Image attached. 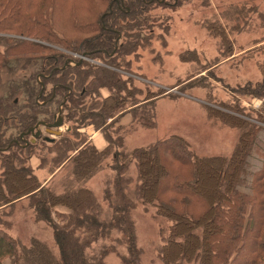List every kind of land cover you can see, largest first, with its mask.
<instances>
[{"label": "trees", "instance_id": "16d2710c", "mask_svg": "<svg viewBox=\"0 0 264 264\" xmlns=\"http://www.w3.org/2000/svg\"><path fill=\"white\" fill-rule=\"evenodd\" d=\"M161 1L131 0L133 5L141 7L149 2ZM123 5V1H112L111 8L91 25L97 29L96 33L79 41H72L68 49L91 58L105 59L108 65L123 68L124 64L118 58L131 53L137 54L145 46V29L148 28L147 21L139 15L127 25L125 21L118 20V11L125 18L130 14V9L125 10ZM229 6L226 11L221 12L225 23H222V18L218 15L211 20L202 21L208 33L220 40L227 56L232 55L234 46L230 33L242 29V20L239 21L241 17H244L245 26L249 21L246 18L253 12L264 20V14L258 12L256 5L246 3L238 6L230 3ZM263 41L264 39L261 40ZM54 51L56 54L54 52L46 58L53 64L50 63L49 69L41 73L40 81L36 80L35 84L30 83V80L24 81L23 90L29 104L19 106L21 111L27 110L20 115L14 105L9 109V114L12 111L14 115L15 127L10 133L6 131L8 127L2 130L4 124L1 123L9 122L2 110H5L3 100L13 97L14 93L10 91L5 98L0 97V209L28 198L36 211V219L46 222L53 230L56 249L42 240L34 239V260L31 264H109L106 259L113 251L120 254L125 264H140L142 249L138 245L132 215L138 202L154 205L157 214L171 222L170 235L160 251L164 264H235L249 234L253 236L255 249L246 264H264V234H259L264 232L260 229L263 221L260 217L261 211L264 210V199H261L264 198V167L258 173L252 174L249 191L242 187L248 158L253 152L252 146L256 137L253 135L255 130L256 135L258 134L260 127H255L245 116L233 114V105L228 106V112L206 105L210 117L213 116L226 125L242 128L239 142L231 155L200 156L191 148L189 142L178 135L130 151L118 149L115 147L116 139L104 130L109 129L117 120L115 116L129 110L134 119L141 121L143 125H155V111L151 105L158 99V94L148 89L144 98L138 100L136 97L143 90L135 88V92L132 91L136 86L134 81L125 79L115 68L80 62V59L72 57L75 64L71 65L70 56L59 53L57 49ZM188 52L192 53V60L197 59L196 52L187 51L180 56L183 61H189L185 58ZM254 52L264 54V44L250 49L247 56L253 57L250 54ZM257 64L260 70L259 81L236 91L263 99L264 59L258 60ZM126 67H129L128 64ZM210 67L212 65H205L198 73ZM211 73L212 71L209 72ZM192 77L177 85L185 90L193 87L196 81L201 84V81L191 79ZM204 77L206 76L200 78L206 80ZM14 88L19 91L21 87L15 85ZM105 88L110 90V94L101 98L102 89ZM166 92L167 90H163L162 93L169 97L178 96L177 93ZM98 99L102 101L98 102ZM59 106H62L64 122L69 125V130L57 140L49 143L47 136L42 135L36 142L32 141L27 145H24L25 140H20L19 143L13 141L19 140L20 133L27 132L40 121L54 122ZM111 118L113 120L109 122ZM260 118L264 121L263 114ZM248 124H251V128L243 129ZM90 125L102 130L108 142L104 149L97 148L78 131L79 128ZM29 135L31 133L24 136L27 139ZM53 148L56 153L52 157L54 167L50 169V173L55 170L58 173L63 164H72L74 187L62 193H56L49 187L53 177L47 182L40 180L37 170L26 164L33 157V153L42 152L44 149L50 152ZM37 156L41 159L39 168H42L46 157L39 154ZM262 158L264 165V153ZM132 164H135L137 175L134 188H130L132 182L129 179ZM207 167L214 176L222 177L219 187L206 184L203 171ZM106 168L111 172L107 174L103 200L108 202L112 213L103 217L104 201L98 200L86 183ZM151 168H154V173L149 177ZM167 179L172 182L167 183ZM194 204L199 208L196 213L193 211ZM256 204L260 206L258 216ZM61 206H66L70 212L60 211ZM56 214L61 220L54 217ZM199 228L200 232H197ZM114 230L121 233L122 237H114L110 245H94L101 239L111 237ZM14 240L7 232L0 233V264H5L7 257L13 258V264H21ZM121 243L125 244L127 253L118 251ZM22 249L26 252L29 248L24 245Z\"/></svg>", "mask_w": 264, "mask_h": 264}, {"label": "rangeland", "instance_id": "374dc122", "mask_svg": "<svg viewBox=\"0 0 264 264\" xmlns=\"http://www.w3.org/2000/svg\"><path fill=\"white\" fill-rule=\"evenodd\" d=\"M112 1L114 2V0H0V97L5 98V95L10 91L14 93L13 97H6L3 100L5 110L2 112L9 122L1 123V125L4 124L2 130L8 127L6 131L10 133L15 129L14 115L12 111L9 114V109L17 108L18 115L27 111L19 109V106L29 104L23 90L24 81L30 80V83L34 84L36 80L39 81L41 73L49 69L50 63L53 64L46 58L57 49L59 53L70 56L71 65L75 64L72 58L80 59L84 56L82 61L100 64L105 68H115L124 75L125 79L130 78L134 81L136 86L132 91L135 92V88L143 90L142 94L136 92L138 100L144 98L148 89L158 94V99L154 100L151 105L155 111V125L145 126L141 121L135 119L130 124L128 122L120 124V120L117 118L109 126V129L104 130L116 139L115 147L121 150L130 151L135 147L178 135L189 142L191 148L200 156H229L239 142L242 128L226 125L219 119L210 117L206 105L227 112L228 106L233 105L234 108L231 110L234 111L233 114L240 117L245 116L244 118L256 125L255 127H260L258 134L256 135L255 130L253 135L256 136L252 146L253 152L248 158L243 178L242 187L245 191H249L252 174L258 173L264 167L262 158L264 121L260 118V115L264 116V98L236 90L248 84H254L260 79L257 61L264 59V54L254 52L250 54L253 55L251 58L247 54L250 49L264 44V41L261 42L264 39V20H261L254 12L246 18L249 20L246 26L245 20L243 21L244 17L239 19V21L242 20L240 23L243 26L239 32L230 33L234 45L233 53L230 56H227L223 51L220 40L208 33L202 25V21L211 20L215 15L221 17V12L226 11L230 7V3L238 6L246 3L256 5L258 12L264 14V0H162L160 3L149 2L145 7L133 5L131 0H117L119 3L122 1L125 3L123 5L125 10L130 9V14L126 18L122 17L123 13L121 15L118 11L120 15L118 20L125 21V25H127L131 19L134 20L139 15L148 23V28L145 29L146 39L143 42L145 46L138 50L139 54L131 53L123 58H118V61L124 64L123 68L110 66L105 59L91 58L68 49L70 43H73L72 41H79L96 33L97 29L92 28L91 25L111 8ZM221 18L222 23H225V19ZM226 21H228L227 18ZM123 33L124 38L125 31ZM131 33L133 35L134 30ZM131 38L133 39V37ZM187 51L196 52L197 59L192 60L194 57H192V53L188 52L185 54V58L189 61H183L180 56ZM125 63L128 64V68ZM205 65H212L208 69H211V74L208 70L198 73ZM193 74L196 75L192 77ZM204 75L207 77H204L206 80L200 78ZM189 77L198 79L201 84L194 81L193 87L182 90L183 87L181 88V85L177 84ZM15 85L21 87L19 91L14 88ZM102 90L101 98L110 94L108 88ZM163 90H167L166 93H177L178 96L170 95L169 97L162 93ZM100 101L102 100L98 99V102ZM220 102L222 103L220 104ZM12 105L14 106L12 107ZM53 106L57 107L55 104ZM58 110H56L57 113L55 112L56 115L59 114ZM126 113L131 112L127 111ZM251 124H248V127L243 126V129H250ZM86 129L87 127H82L78 131L83 134V138L86 137L89 140L90 134ZM42 130V135L52 137L54 140L60 137V135H51L43 127ZM68 130L69 125L64 124L62 134ZM30 137L33 138L32 135L28 136V138ZM70 137H75V135H70ZM53 141L48 142L53 143ZM53 149L50 152L44 149L42 152L33 153V156L39 154L46 157L44 166L37 174L40 180H46V182L53 177L48 184L49 187L56 193H62L74 187L72 164L70 162L63 164L60 168L62 170L58 169L60 172L57 173L55 170L50 173V169L54 167L52 157L56 153V149ZM32 150L34 151V148ZM37 158L41 164V159L38 156ZM34 159L36 158L32 157L26 164L33 168ZM110 172L111 170L106 168L95 174L86 183L98 200L102 202L104 201L107 174ZM203 172L206 184L215 188L219 187L221 176H214L208 167ZM152 173H154V168H151L149 177ZM129 175L132 182L130 188H134L137 182L135 164H132ZM166 182L172 181L167 179ZM229 192H231L230 188ZM261 199L264 198L261 197ZM103 208V217L111 215L112 210L108 202L104 201ZM59 210L70 212L66 206L59 207ZM193 211L194 213L199 211L195 204ZM259 212L260 206L256 204L257 216ZM263 213L264 210L261 211L262 215L260 216L263 220L260 226L261 231H264ZM132 215L135 221L138 245L142 249L140 264H164L160 258V251L170 235L171 222L158 215L154 205L141 202H138L136 209L132 210ZM54 217L61 220L57 214ZM4 231L15 239L18 259L21 264H31L34 260L32 252L34 239L37 238L48 243L52 248L54 247L52 228L46 222L36 219V211L30 205L28 198H25L23 202L17 201L13 206L8 205L6 208L0 209V233ZM197 232H200V228ZM259 234L263 235L264 232ZM114 237H122V234L114 230L111 237L101 239L94 245L96 247L110 245ZM244 243L235 264H246L255 249L252 234L248 235ZM24 245L29 248L26 252L22 249ZM118 251L127 253L124 243L119 244ZM11 259L13 258L7 257L4 263L13 264ZM106 260L109 264H125L116 251L110 252ZM182 264L197 263L183 262Z\"/></svg>", "mask_w": 264, "mask_h": 264}, {"label": "crops", "instance_id": "0c3cea01", "mask_svg": "<svg viewBox=\"0 0 264 264\" xmlns=\"http://www.w3.org/2000/svg\"><path fill=\"white\" fill-rule=\"evenodd\" d=\"M103 92V90H102ZM107 96V95H104V97ZM130 111V110H129ZM127 111L123 112L122 114H119L115 117H117L119 120H120V124L121 123H125V122H128L129 124L132 122V120H134L133 118V115L132 113H126ZM114 117V118H115ZM113 120V118H111L109 121L111 122ZM118 120V121H119ZM86 131L90 134L89 136V140H91L93 142V144L99 148L100 150L104 149L107 145H108V142H107V139L106 137L104 136L102 130L100 129H96L94 126L90 125V126H87V129ZM145 146V145H144ZM140 147V146H138ZM136 148V147H135ZM36 158L34 159L35 162L33 164L34 166V169L37 170V172L41 169L39 168L40 167V161L39 159L37 158V156H33V158ZM33 160V159H32ZM62 170V169H61ZM60 172V171H58ZM25 199V198H24ZM24 199H21L19 200L18 202H23ZM17 202H15L14 204H16ZM14 204L10 205V206H13ZM6 208V207H5ZM65 212H68L67 210H65Z\"/></svg>", "mask_w": 264, "mask_h": 264}, {"label": "water", "instance_id": "95a60500", "mask_svg": "<svg viewBox=\"0 0 264 264\" xmlns=\"http://www.w3.org/2000/svg\"><path fill=\"white\" fill-rule=\"evenodd\" d=\"M85 57H81L80 58V62L84 59ZM62 106H60L59 108V116L56 115L55 116V120L52 123H48L45 121H40L38 122L34 127L30 128L27 132L22 133L21 137H23L25 134H29V133H33V141H35L37 138L42 136V130H41V126H47L48 127V132L51 135L54 136H59L62 134V126H64L65 122H64V116L62 115ZM58 116V117H57ZM48 141H53L54 138L52 137H46Z\"/></svg>", "mask_w": 264, "mask_h": 264}, {"label": "flooded vegetation", "instance_id": "af4514ba", "mask_svg": "<svg viewBox=\"0 0 264 264\" xmlns=\"http://www.w3.org/2000/svg\"><path fill=\"white\" fill-rule=\"evenodd\" d=\"M67 63H68V62H67ZM67 63H66V64H67ZM39 81H40V80H39ZM59 108H60V106H59ZM55 116H56V114L54 115V119H55ZM58 116H59V115H58ZM58 116H57V117H58ZM42 127L48 132V127H47V126L42 125V126H41V130H42ZM42 131H43V130H42ZM22 133H25V132H22ZM22 133L19 134V140L14 139L13 141H16L17 143H19L20 140H25L24 145H27V144H29V143H31V142L33 141V140H32L33 138L31 139V137H30V138H27V139L25 138V136L21 137V134H22ZM48 133H49V132H48ZM25 135H27V134H25ZM31 135L33 136V133H31ZM34 142H36V140H35Z\"/></svg>", "mask_w": 264, "mask_h": 264}]
</instances>
